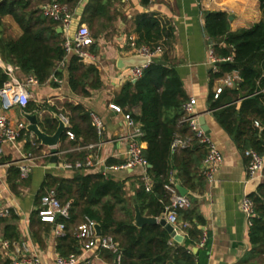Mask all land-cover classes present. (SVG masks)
Masks as SVG:
<instances>
[{"label":"trees","instance_id":"obj_1","mask_svg":"<svg viewBox=\"0 0 264 264\" xmlns=\"http://www.w3.org/2000/svg\"><path fill=\"white\" fill-rule=\"evenodd\" d=\"M51 1L54 0H0V57L5 64L18 69L20 79L34 76L39 84H44L52 75L62 79L66 74L70 89L76 95L90 96L92 90L102 87L100 71L93 64H85L74 53L66 58V37L64 32H58L62 22L43 12V6ZM55 1L67 5L72 13L81 3V0ZM150 1L142 0L145 5ZM259 2L263 18L250 27L232 31L227 12L205 11L204 29L213 42L214 55L220 59L216 70L210 71L208 103L213 116L243 154L253 149L264 155V0ZM109 5L110 0H89L81 15L82 23H89L93 29L99 26L100 19L108 14ZM4 17H10L21 29L19 37L5 34ZM95 31L94 38L97 37ZM135 31L138 45H162L164 52L160 58L167 62L165 65L151 63L136 82L126 81L115 99L116 105L131 113L143 130L142 140L147 143L144 156L152 165L148 169L151 189H146L140 177L139 187L129 198L124 181L102 172L86 173L85 169L71 178L48 173L37 196L38 205L41 196L49 192H54L63 203L71 202L70 217L58 219L66 224V234L57 240V250L64 256L82 253L75 229L85 218H90L101 225L102 235L113 236L120 248V264H207L211 242L206 239L205 245L200 246L206 221L197 207L177 209L178 220L189 223L184 243L174 242L160 223L142 227L134 224L136 203L145 216L160 218L164 214L171 204L167 186L174 173L191 191L203 190L206 178L201 174V165L207 155L205 145L197 140L190 147L172 149L176 135H193L188 124L181 122L183 105L189 97L165 47L173 38V29L154 16L142 15ZM94 48L93 44V52ZM64 60L65 66L60 67ZM233 74H238L240 80H236L233 87H224L216 97V92L211 90L213 83ZM9 78L8 71L0 67V87ZM53 85L58 86V83L53 81ZM24 112L36 114L40 127L49 134L58 127L55 115L65 116L69 119L67 130L75 135L74 144L79 138H83L82 145L99 140L90 109L75 97L56 94L30 99ZM256 120L260 127L255 125ZM66 137L65 131L62 141ZM26 149L44 156L42 162L50 159L51 149L36 137L33 140L27 137ZM87 155L86 151H80L69 160H84ZM113 162L109 160V164ZM24 181L20 180L19 168L12 166L8 176L12 189L16 191ZM249 196L255 203L257 215L249 230L251 248L242 263L264 255V181ZM17 219L13 212L8 218H0V227L4 224L3 240L10 243L19 240L14 223ZM35 220L43 224L37 210L32 215V221ZM195 246H199L197 252L193 250ZM104 251L116 257L111 251Z\"/></svg>","mask_w":264,"mask_h":264},{"label":"crops","instance_id":"obj_2","mask_svg":"<svg viewBox=\"0 0 264 264\" xmlns=\"http://www.w3.org/2000/svg\"><path fill=\"white\" fill-rule=\"evenodd\" d=\"M88 1L81 0L79 7L72 13L73 21L68 30L61 27L66 39L73 38L77 28L82 24L87 25L90 32L93 31L92 36H94V30L98 31H95L97 37H93L94 52L90 49L94 57L85 64L97 66L102 87L92 90L90 96L81 97L70 89L66 74L58 82L52 75L46 83L31 87V99L48 98L56 94H66L79 99L103 122V132L98 140L100 145L94 150L80 149L86 146L82 145L83 138H79L77 144H74L72 139L66 137L58 146L60 154L56 167H51L49 160L42 162L44 156L26 149L27 137L30 140L35 137L29 131L15 144L3 146V153L0 154V211H9V215L0 218L10 217L12 212L16 214L18 219L14 223L18 227L20 236L18 241L12 243L9 240H3L4 224L1 225L0 264H11L15 258L28 254L37 255L43 264H55V258L59 254L57 250L59 237L55 234V226L43 221H41L43 224L37 220L33 222L32 215L37 210V196L48 173L71 178L80 172V170L63 169L60 164L62 157L75 158L80 151H86L95 156L96 162L94 167L85 171L86 173L102 172L108 177L124 181L129 198H132L139 187L140 177L143 175L141 167L114 168V166H121L127 159L126 150L131 128L126 123L124 113L117 112L112 105L116 104L117 95L124 83L128 81L127 69L120 70L117 61L120 57L136 54L130 39L132 37L138 39L135 29L138 18L142 15L154 16L168 28L173 29L171 42L165 43L169 61L180 74L189 99L197 100L195 113L198 117L205 116L211 130V138L224 156L214 180L206 179V185L201 191H191L174 173L175 185L179 184L188 190L187 195L191 200L190 208L197 207L205 217L206 222L202 226L203 238L210 239L211 242L207 264H257L259 260H263L261 258L264 255L242 263L251 248L250 227L238 205L244 193L250 194L256 191L258 185L264 180L247 181V159L230 135L216 121L209 107L210 71L216 63L214 64L210 58L213 42L205 33L204 12H227L229 17H232L231 20L229 19L230 29L236 31L250 27L263 18L259 0H156L150 1L147 5L143 4L142 0H110L108 14L100 19L97 29L81 21V15ZM108 17L111 18L110 21ZM3 22L4 27L6 24L9 29L8 31L4 29L7 36L17 38L21 35V29L10 17H4ZM7 66L0 57V67L7 69ZM64 66L65 62L60 63V67ZM12 67L14 75L20 78L18 69ZM234 80L236 83L237 79L234 78ZM53 81L58 83V86H54ZM221 85H223V78L213 83L212 92H216ZM27 114L30 113H25L18 107L7 112V116L13 122L25 120L28 123ZM146 147L147 143L144 142V148ZM62 152H65L63 156ZM28 154H32L36 159L28 160ZM109 160L114 162L109 164ZM24 162L31 165V173L28 179L20 182L15 191L8 182L9 169L12 166L19 168ZM176 189L180 193L177 187ZM183 222L179 220L177 228L186 237L187 232L183 228ZM5 241L9 242L8 246L4 244ZM195 247L199 250V246ZM82 254L83 259L89 264H117L116 257L104 250L92 249L82 251Z\"/></svg>","mask_w":264,"mask_h":264},{"label":"built area","instance_id":"obj_3","mask_svg":"<svg viewBox=\"0 0 264 264\" xmlns=\"http://www.w3.org/2000/svg\"><path fill=\"white\" fill-rule=\"evenodd\" d=\"M156 1V0H151ZM44 15L51 17L55 20H60L63 23V28L68 30L73 21V14L67 5L60 4L57 1L47 2L43 6ZM95 40L90 32L87 25H80L73 38H67L65 42L66 58L71 54H76L84 63L92 59L94 56L90 49L94 44ZM131 46L135 49L136 54L148 57L149 62L143 65H136L127 69L128 81L138 80L142 77L144 70L155 60L160 59V56L164 52L162 45H156L151 47L147 44L138 45L137 39L132 37L130 39ZM210 58L215 64L218 59L213 49L210 52ZM231 59V57H229ZM65 60L61 62L64 64ZM216 70V66L213 68ZM10 75L2 87H0V154L3 153V146L15 144L19 139L26 134L27 121H16L13 122L8 116L7 112L11 109L18 107L25 109L32 97L31 87L39 84V81L34 76H27L25 79H20L14 75V69L11 65L7 66L6 69ZM227 75L223 78V85L216 89V97L222 92L224 87H233L235 85V79L240 80L238 74ZM55 81H59L57 77H53ZM197 100L190 98L183 105L184 116L181 122L187 123L189 128L193 131V135H176L172 149L174 151L181 148H187L194 144L197 140L201 144H204L207 149V155L201 165V174L209 181H213L218 166L223 161V153L216 145V143L209 137L205 130L202 128L198 114L195 113ZM113 109L117 112L124 113V118L127 125L131 128L128 135V146L126 150L127 159L121 166H114V168H135L141 167L143 169V175L141 176L142 181L145 184L147 190L152 187V179L148 172L149 162L144 156V141L142 136L144 135L140 124L134 120L131 113H126L120 106L113 104ZM66 125L69 126V119L62 116ZM91 118L93 125L96 127L97 134L100 137L103 132V122L101 118L94 112H91ZM255 125L260 127V122L255 121ZM67 136L70 139H74L75 135L72 131H66ZM99 141L90 143L80 149L94 150L98 147ZM60 154V153H59ZM65 152H62V156ZM244 156L247 159V181L261 179L264 180V155L258 151L249 149L244 152ZM28 160H35L32 154L27 155ZM95 156L88 154L84 160L70 161L67 157H62L60 160L61 167L65 170H85L94 167ZM20 179L26 180L29 178L31 173V165L27 162L20 164ZM106 175V174H105ZM167 189L171 192V204L166 207L165 218L168 223L175 226L178 233L180 231L177 228L178 224V212L177 209H188L191 207V200L188 195L180 194L175 186L174 175L170 177V184ZM239 210L244 214L247 220V224L250 227L253 224V218L257 215L255 211V203L249 194L244 193L239 200ZM71 202L63 203L54 192L44 194L40 198L39 205L37 207L38 216L41 221L53 224L55 226V234L57 237L64 236L66 234L65 222L58 221L60 217H70ZM9 215V211H0V217H6ZM98 223L90 218H85L84 221L80 222L76 227L75 235L80 240L83 252L87 250H109L116 255L117 264L121 263V252L118 244L115 242L111 235H98L96 225ZM189 223L183 222V228H187ZM181 234V233H180ZM206 239L203 238L200 245L205 244ZM8 246L9 242L4 243ZM11 264H43L41 259L35 254L24 255L19 258H15ZM55 264H89L88 261L83 259V254H70L64 256L58 254L55 258Z\"/></svg>","mask_w":264,"mask_h":264},{"label":"water","instance_id":"obj_4","mask_svg":"<svg viewBox=\"0 0 264 264\" xmlns=\"http://www.w3.org/2000/svg\"><path fill=\"white\" fill-rule=\"evenodd\" d=\"M229 19L231 20L232 17H229ZM63 28L59 27L58 28V32H62ZM150 60L148 57L142 56L140 54H133L127 57H120L118 58L117 61V66L120 70H125L128 69L130 67L136 66V65H143L148 63ZM155 62L159 63V64H167V62L163 59H157L155 60ZM137 80H133V82H136ZM56 119L58 120V127L56 129V131L52 134L46 133L45 131L42 130V128L39 125V120H38V116L36 114H27L26 118L28 120V125H27V130L29 132H31L38 140H40V142L51 148V156H50V166L51 167H56L58 162H59V149L58 146L62 140V136L64 134V132L67 129V125L65 123V121L62 119L61 115H55ZM199 121L200 124L202 126V128L205 130L206 134L211 137V130L208 126V124L206 123V119L205 116H200L199 117ZM148 168H152V165L149 164ZM178 190L180 191V194L182 195H187L188 194V190L187 188L176 184L175 185ZM134 224L137 227H142L146 224H157L160 223L163 226L166 227V229L169 231V233L171 234L172 238L174 241L178 242V243H184L185 242V237L178 233L175 226H173L172 224L168 223L165 215H162L160 218L155 217V216H145L142 214L141 210H140V206L139 204H134ZM96 230L98 235L102 234V228L100 224L96 225ZM198 250L197 247L194 248V251L196 252Z\"/></svg>","mask_w":264,"mask_h":264},{"label":"rangeland","instance_id":"obj_5","mask_svg":"<svg viewBox=\"0 0 264 264\" xmlns=\"http://www.w3.org/2000/svg\"><path fill=\"white\" fill-rule=\"evenodd\" d=\"M4 29L6 30V31H8L9 29H7V26H6V24H5V27H4ZM95 29H97V27H95ZM91 33L93 34V31L91 30ZM261 259H263V260H259L258 262H257V264H264V256H262V258Z\"/></svg>","mask_w":264,"mask_h":264}]
</instances>
